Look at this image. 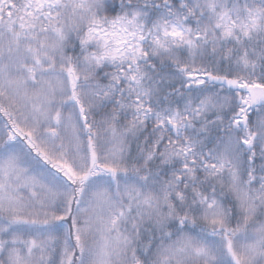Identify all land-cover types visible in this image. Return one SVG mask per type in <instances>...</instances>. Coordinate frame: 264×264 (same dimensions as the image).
Here are the masks:
<instances>
[{"label": "snow or ice", "instance_id": "6c2138e0", "mask_svg": "<svg viewBox=\"0 0 264 264\" xmlns=\"http://www.w3.org/2000/svg\"><path fill=\"white\" fill-rule=\"evenodd\" d=\"M0 264H264V0H0Z\"/></svg>", "mask_w": 264, "mask_h": 264}]
</instances>
